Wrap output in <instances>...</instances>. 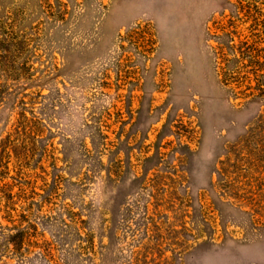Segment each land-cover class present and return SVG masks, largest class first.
Returning a JSON list of instances; mask_svg holds the SVG:
<instances>
[{"label": "rangeland", "instance_id": "obj_1", "mask_svg": "<svg viewBox=\"0 0 264 264\" xmlns=\"http://www.w3.org/2000/svg\"><path fill=\"white\" fill-rule=\"evenodd\" d=\"M232 27L264 56V0H0V264H264Z\"/></svg>", "mask_w": 264, "mask_h": 264}, {"label": "trees", "instance_id": "obj_2", "mask_svg": "<svg viewBox=\"0 0 264 264\" xmlns=\"http://www.w3.org/2000/svg\"><path fill=\"white\" fill-rule=\"evenodd\" d=\"M237 14H239V9ZM237 20H240V17ZM225 33L231 39L222 46V52H220L219 58L222 65V74L229 76L232 81L237 82L241 79L240 73L244 67L250 66L254 70L253 72L257 73L259 67L264 66L263 61L260 60L264 56L258 54L256 47L251 46L245 39L241 38L240 32L236 28L232 27L231 30ZM234 35L237 36L236 40L232 38Z\"/></svg>", "mask_w": 264, "mask_h": 264}]
</instances>
